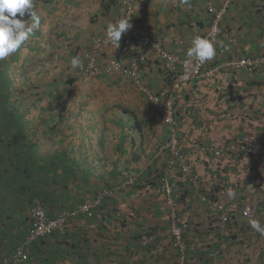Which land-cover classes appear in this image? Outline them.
Wrapping results in <instances>:
<instances>
[{
	"label": "crops",
	"instance_id": "obj_1",
	"mask_svg": "<svg viewBox=\"0 0 264 264\" xmlns=\"http://www.w3.org/2000/svg\"><path fill=\"white\" fill-rule=\"evenodd\" d=\"M134 1L140 5L137 20L186 58L193 37L211 26L209 5L223 0ZM33 10L42 17L40 29L0 61V264L26 241L36 199L55 217L131 175L135 182L106 197L92 214L74 216L63 232L29 243V258L19 264H178L158 185L168 172V154L160 150L169 138L166 125L132 79L106 70L112 47L99 54L102 70L90 82L80 79L82 68L71 66L76 56L84 66L93 39L121 18V3L34 0ZM222 23L225 32L211 38L217 55L205 68L243 54H264V0H235ZM163 71L150 52L141 66L149 90L165 85ZM181 93L180 146L192 174L178 167L169 179L178 192V218L191 223L184 234L187 264H264V236L245 238L248 221L235 214L222 224L198 197L207 193L229 202L243 195L262 212L254 220L264 221V202L254 183L264 173L259 158L216 157L192 147L223 146L243 136L264 147V69L221 66L213 77L184 85Z\"/></svg>",
	"mask_w": 264,
	"mask_h": 264
},
{
	"label": "built area",
	"instance_id": "obj_2",
	"mask_svg": "<svg viewBox=\"0 0 264 264\" xmlns=\"http://www.w3.org/2000/svg\"><path fill=\"white\" fill-rule=\"evenodd\" d=\"M233 1L234 0H224L223 6L218 10H215L213 6L209 7V11L214 15V18L209 30L203 36L211 38L214 35L222 33L221 21L223 15ZM119 2L125 9L122 18H127L132 27L122 35L120 47L117 48V54L109 61V69L132 78L141 90L147 91V88L142 82L141 73L138 68V59H143V56L138 53L135 46H131L136 40V36L131 32V29L135 26L134 14L139 9L140 5L135 4L133 0H119ZM213 28L216 29L215 32ZM136 33L141 37L145 45L157 53L166 72L165 77L167 84L158 92L148 91V100L150 104L160 113L169 131V138L160 146V150L168 154V163L171 168L177 163V166L184 173L189 174L191 173V166L188 162V155L186 154L187 156H185L180 146L179 127L176 119L177 102L180 97L181 89L184 85L199 77L213 76L221 66L232 65L249 71L263 68L264 55H242L235 60L223 61L220 65L208 69H205L204 64L198 65L193 62V65L188 70H185L183 67L185 59L179 54L169 51L160 38L151 37L149 31L145 27H138ZM107 44L112 45L111 42L107 40V37L95 39L92 51L89 55L88 65L84 70V76L87 80H90L97 73L95 55ZM192 147H194V149H202L217 157L227 155L257 157L259 158L258 167H260V171L262 172L264 168V148L260 147L247 136L229 141L228 144L223 146H213L210 144L199 145L193 143ZM169 180V175L167 173L161 176L159 184L160 191L164 195V205L169 211L170 222L168 231L170 233L172 246L178 253L179 264H185L188 260V244L184 238V233L190 228V223L188 221L181 222L178 218L179 204L177 201V193L175 187ZM194 182L197 184L196 180H194ZM256 182L258 183V189L263 193L261 200L264 202V178L258 179ZM124 186L125 184H119L116 187H105L99 190L95 196L86 197L76 207L64 210L56 217H50L45 206L40 202H36L31 209L30 216L32 224L26 241L15 247L10 258L6 259L5 264H19L20 260H27L29 253L26 250V245L28 243L56 231L63 232L71 217L80 213L92 214L94 207L101 205L106 197L114 195L117 190L123 189ZM201 198L203 201L207 200L206 196H202ZM208 203L212 214L218 216L222 224H226L230 221L234 213H240L246 219L258 215L257 207L252 202L245 199H238L229 203L213 201H209ZM149 241L150 238H147L144 242Z\"/></svg>",
	"mask_w": 264,
	"mask_h": 264
},
{
	"label": "clouds",
	"instance_id": "obj_3",
	"mask_svg": "<svg viewBox=\"0 0 264 264\" xmlns=\"http://www.w3.org/2000/svg\"><path fill=\"white\" fill-rule=\"evenodd\" d=\"M134 1V0H133ZM235 1V0H234ZM234 1L229 5L228 9L226 10L225 14L223 15V18H222V21H221V26H222V33L225 32L224 28H223V20L225 18V15L227 14L229 8L232 6V4L234 3ZM135 4L139 5L138 3H136L134 1ZM223 3H224V0L222 1V3L218 6H214V5H209L210 6H213L215 8V10H218L219 8H221L223 6ZM181 4L182 5H189L190 4V0H181ZM123 7V6H122ZM209 7H208V13L211 15L212 19L211 21H213V18H214V15L209 11ZM34 8V0H0V61H4L6 60L8 57H10L11 55H13L14 53H17L21 46L24 44L25 41H27L33 34L36 30L40 29L41 27V15L39 14L38 10H33ZM139 9H140V6H139ZM139 9L136 11V13L134 14V21H135V26L134 28L131 29V32L136 36V40L135 42H133V45L131 46H135L138 53L143 56V59L140 58L138 59V68H139V71L141 73V64L143 62L146 61L147 57H148V54L150 52L152 53H155L157 55V53L151 49L150 47H148L147 45L144 44V42L142 41L141 37L137 35L136 33V29L138 27H145L148 31H149V34L151 37L153 38H160L162 41L163 39L159 36H156V35H153L151 30L143 23L139 22L137 20V12L139 11ZM125 12V9L123 7V14ZM18 14H19V17L18 18ZM26 14H28L30 16V19L29 20H23L22 17H24ZM123 14L121 16V18L116 22V23H111L107 26L106 28V35H102V36H98V37H95L92 41V45H91V49L90 51L87 53V58H86V62L83 66V63H82V60L80 59L79 56H76V57H73L71 59V66L73 68H77V67H80L82 69H80L79 71V74H80V79L84 82H90L92 81L95 77H97L100 73H101V70H102V67L100 66L99 64V54L101 53V51H103L106 47L110 46L114 49V52L112 53L111 56L108 57V62H107V68L106 70L107 71H112V72H117V71H113V70H110L109 69V61L112 57L116 56L117 54V48L120 47V42H121V38H122V35L124 33H126L131 27V23H129V20L127 18H122L123 17ZM212 24V23H211ZM208 31V30H207ZM206 31V32H207ZM213 31L215 32L216 29L213 28ZM205 32V33H206ZM204 33V34H205ZM203 34V35H204ZM221 34V33H219ZM194 36L192 41H191V46L187 49L186 51V58H184V62H183V67L185 70H188L192 65H193V62H195L196 64L198 65H202L204 63H206L207 61H210L212 60L216 55H217V50H216V47L214 45V42L211 38H208V37H205V36ZM218 35V34H217ZM103 37H107V40L111 42L112 45L110 44H107L105 46H103L99 51L98 53L95 55V62H96V67H97V73L90 79V80H87L84 76V70L86 68V66L88 65V62H89V55L92 51V48H93V44H94V41L95 39L97 38H103ZM164 43V41H163ZM165 45V44H164ZM166 47V46H165ZM167 48V47H166ZM168 49V48H167ZM169 50V49H168ZM171 51V50H169ZM173 52V51H171ZM176 53V52H175ZM178 54V53H177ZM243 55H246V54H243ZM258 55H264V54H258ZM258 55H247V56H258ZM181 56V55H180ZM242 56V55H241ZM157 57L159 58V56L157 55ZM183 58V57H182ZM239 58V57H238ZM160 59V58H159ZM161 61V59H160ZM161 65L164 69V78H165V85L167 84V80H166V77H165V68L163 66V63L161 62ZM216 66V65H214ZM204 67H205V64H204ZM213 66H211L210 68H212ZM235 67V66H234ZM238 68V67H237ZM205 69H208V68H205ZM240 69H243V68H240ZM264 69L263 68H259V69H255V70H252V71H249V70H246V69H243V70H246V71H249V72H254V71H257V70H262ZM220 70V69H219ZM218 70V71H219ZM217 71V72H218ZM216 72V73H217ZM119 73V72H117ZM215 73V74H216ZM120 74V73H119ZM214 74V75H215ZM122 75V74H121ZM213 75V76H214ZM124 77L128 78V79H132L130 77H127L125 75H123ZM211 76V77H213ZM211 77H208V76H203V78H211ZM201 78V77H199ZM197 78V79H199ZM141 79H142V82L144 84V86L147 88V91H145L148 95V91L149 92H158L160 91L161 89H159L158 91H151L149 90V88L146 86V84L144 83L143 81V77H142V74H141ZM196 80V79H195ZM132 81L135 83V81L132 79ZM194 81V80H192ZM190 81V82H192ZM189 82V83H190ZM136 84V83H135ZM188 84V83H187ZM186 84V85H187ZM137 85V84H136ZM164 85V86H165ZM163 86V87H164ZM138 87V85H137ZM140 89V87H138ZM141 90V89H140ZM182 90V89H181ZM143 91V90H142ZM181 91H180V97L179 99L181 98ZM178 99V101H179ZM149 102V100H148ZM150 104V102H149ZM178 104V102H177ZM151 105V104H150ZM153 106V105H152ZM154 107V106H153ZM155 108V107H154ZM156 109V108H155ZM157 110V109H156ZM158 112V111H157ZM158 114L160 115V113L158 112ZM161 117V115H160ZM162 119V118H161ZM176 119H177V122H178V118H177V112H176ZM163 121V120H162ZM178 127H179V124H178ZM238 139V138H236ZM234 140V139H232ZM231 140V141H232ZM256 142V141H254ZM257 143V142H256ZM260 147L264 148L262 145H260L259 143H257ZM181 145V144H180ZM243 156V155H242ZM217 157V156H216ZM222 157V156H220ZM250 157H253V156H250ZM257 158V157H256ZM169 156L167 158V166H168V172H164L163 174L167 173L168 175L170 174V171L174 170V168H178V164L175 163V165L173 166V168L170 167L169 163ZM189 162V160H188ZM172 166V165H171ZM180 169V168H179ZM181 170V169H180ZM181 173H184L182 170H181ZM162 174V175H163ZM187 174V173H185ZM161 175V176H162ZM161 176L159 177L158 179V185L160 184V179H161ZM170 176V175H169ZM135 175H131L129 176L125 181H122L121 184H125L126 185H129V184H133L135 182ZM264 178V173H260L259 175L256 176L255 178V185L258 189V183L256 182L258 179H262ZM194 180H196L194 178ZM193 180V182H194ZM170 181V180H169ZM197 181V180H196ZM124 186V187H125ZM108 187V186H106ZM123 187V188H124ZM105 188V187H103ZM101 188V189H103ZM100 189V190H101ZM122 190V189H121ZM259 193L260 190L258 189ZM98 192V191H97ZM96 192V193H97ZM263 193H261L262 195ZM177 195H178V192H177ZM208 197H207V196ZM227 195L229 198L231 199H234L235 198V192L232 190V189H228V192H227ZM202 196H206L207 200L206 201H203L202 200ZM202 196H198L199 197V200L200 201H203L207 204H209L208 202L209 201H213V202H218L216 200H214L209 194L207 193H202ZM89 197V196H88ZM178 197V196H177ZM238 199H244L243 198V195H241L239 198L233 200V201H236ZM247 200V199H245ZM178 201V200H177ZM35 202H40L42 203V201L40 199H36ZM231 202V201H229ZM229 202H226V203H229ZM81 203V202H80ZM43 204V203H42ZM179 204V203H178ZM254 204V203H253ZM78 205V204H77ZM76 205V206H77ZM257 209H258V215L261 212L260 208L254 204ZM34 206V205H33ZM32 206V207H33ZM45 206V205H44ZM75 206V207H76ZM31 207V209H32ZM46 208V206H45ZM74 208V207H73ZM208 208H209V205H208ZM31 209H30V213H31ZM47 210V208H46ZM210 210V208H209ZM48 212V211H47ZM212 213V212H211ZM82 214V213H80ZM235 214H239L240 216H242L240 213H234L233 215ZM79 215V214H78ZM178 215H179V205H178ZM232 215V216H233ZM257 215V216H258ZM50 216V215H49ZM77 216V215H75ZM255 216V217H257ZM52 217V216H50ZM56 217V216H55ZM243 217V216H242ZM255 217H252V218H249V219H246L245 217H243L246 221L249 222L250 226H246L243 228V232L245 234V238H247L248 236H251V237H258L257 235H262L264 236V221H261L259 222L258 220H254ZM72 218V217H71ZM70 218V219H71ZM69 219V221H70ZM232 219V217H231ZM230 219V220H231ZM68 221V222H69ZM182 222L185 221V220H181ZM169 222H170V217H169ZM189 222V221H188ZM190 223V222H189ZM229 223V221L227 222ZM226 223V224H227ZM67 225V224H66ZM66 227V226H65ZM65 230V229H64ZM186 232V231H185ZM185 234V233H184ZM156 238V237H155ZM185 238V237H184ZM186 240V239H185ZM172 242V241H171ZM187 242V241H186ZM25 243V242H24ZM23 244V243H21ZM188 244V243H187ZM27 246V245H26ZM15 249V248H14ZM13 249V250H14ZM175 253H176V258L178 260V264H179V259H178V253L177 251L175 250V248H173ZM13 252V251H12ZM29 258V257H28ZM189 258H190V255H189V252H188V260L187 262L189 261ZM187 262L185 264H187Z\"/></svg>",
	"mask_w": 264,
	"mask_h": 264
},
{
	"label": "trees",
	"instance_id": "obj_4",
	"mask_svg": "<svg viewBox=\"0 0 264 264\" xmlns=\"http://www.w3.org/2000/svg\"><path fill=\"white\" fill-rule=\"evenodd\" d=\"M141 66H142V64H141ZM109 188H111V187H109ZM93 196H95V195H93ZM42 203H43V205H45L43 201H42ZM45 206H46V205H45ZM207 211H208V212H211V210H207ZM185 221H186V220H185ZM190 226H191V223H190ZM56 232H57V231H56ZM56 232H53V233H51V234H47V235H45V236L52 235V234H54V233H56ZM41 237H43V236H41ZM39 238H40V237H39ZM37 239H38V238H37ZM37 239H35V240H37ZM33 241H34V240H33ZM31 242H32V241H31ZM31 242H30V243H31ZM28 244H29V243H28ZM28 244H27V245H28Z\"/></svg>",
	"mask_w": 264,
	"mask_h": 264
}]
</instances>
